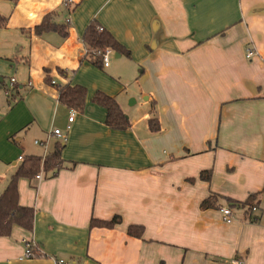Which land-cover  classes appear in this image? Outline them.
<instances>
[{
  "label": "crops",
  "instance_id": "obj_1",
  "mask_svg": "<svg viewBox=\"0 0 264 264\" xmlns=\"http://www.w3.org/2000/svg\"><path fill=\"white\" fill-rule=\"evenodd\" d=\"M0 14V193L19 156L60 142L66 161L52 176L18 179L33 226L0 236V264H264V191L254 222L221 196L200 205L264 185V0H0ZM45 15L66 35L37 34ZM93 20L124 49L107 66L84 58ZM67 83L85 87L82 111L58 101ZM96 91L115 98L128 129L103 123ZM53 129L61 136L46 150L34 143ZM116 214L113 227H90Z\"/></svg>",
  "mask_w": 264,
  "mask_h": 264
},
{
  "label": "trees",
  "instance_id": "obj_2",
  "mask_svg": "<svg viewBox=\"0 0 264 264\" xmlns=\"http://www.w3.org/2000/svg\"><path fill=\"white\" fill-rule=\"evenodd\" d=\"M16 2L17 0H10ZM7 17L0 14V28L6 26ZM95 20L90 21L83 32V42L89 53L84 56L91 60L94 64L102 66L99 56L90 53L94 49L111 48L116 52H123L124 49L112 35L105 29H101ZM34 31L38 33L56 31L62 36L66 35L64 25L57 24L52 21L49 15H45L42 21L34 26ZM127 53V52H126ZM8 89V88H6ZM86 89L79 84H64L58 89V101L68 108H74L77 111L84 109ZM91 101L105 110V117L103 123L112 129L125 130L130 127V122L126 115L120 109L117 101L113 96L107 95L101 91H96L91 97ZM150 129L152 131L158 130V123L156 119L149 118ZM63 145L60 142H55L52 151L45 156L42 155H26L22 157L21 163L17 166L14 173H12L7 181L6 186L0 193V236H7L10 234L11 228L17 225L25 230L31 231L33 226L34 210L30 206L21 205L18 202L17 181L21 177L28 180L35 178L36 174L41 172L45 176H52L59 169L63 168L65 160L62 158ZM73 165L72 162H69ZM211 176L210 169L202 170L199 173V178L209 181ZM264 191V185L261 190L249 193L242 201L234 200L230 197L210 194L201 201V207L208 208L216 206V196L224 198L230 207L242 208L249 221H257L259 219V211L256 206V198H258ZM255 210H252V207ZM120 222L119 215H113L110 219H93L90 220L91 226L113 227ZM143 227L141 225L130 224L127 227V234L134 237H141ZM34 253L36 251L33 249Z\"/></svg>",
  "mask_w": 264,
  "mask_h": 264
},
{
  "label": "built area",
  "instance_id": "obj_3",
  "mask_svg": "<svg viewBox=\"0 0 264 264\" xmlns=\"http://www.w3.org/2000/svg\"><path fill=\"white\" fill-rule=\"evenodd\" d=\"M102 28H99V30H101ZM112 52L113 50L111 48H105V49H94L92 50L90 53H92L93 55L95 56H99L100 59H101V63H102V66H107L108 63H109V59H110V56L112 55ZM89 53V50L85 47V50H84V54H88ZM252 54V50L250 48H247L246 49V53H245V56L246 57H249L250 55ZM15 82V78L14 77H11L9 79V83L10 84H13ZM9 93H12V90L11 89H6V94L9 95ZM74 114H75V111H71L70 112V115L68 117V121L71 122L73 117H74ZM67 128H70V125H67ZM51 136H61V133L59 131V129H53L51 131L48 132L47 134V137L45 139V141H43L42 143L38 140H35L34 143L36 144H41L44 148V150H46V145H47V140L49 139V137ZM44 156V155H43ZM19 160L22 159L21 156L18 157ZM41 177V172H39L38 174H36L35 178L36 179H39ZM221 211V215H222V220L226 223L230 222L231 219H232V216H231V208L228 207V206H222L220 207L219 209ZM252 210H255V207L253 206L252 207ZM35 253L33 251V246L32 244H26V249H25V256L26 257H31L33 256ZM235 264H240L239 260L236 258L234 260H232ZM61 263V261H60Z\"/></svg>",
  "mask_w": 264,
  "mask_h": 264
},
{
  "label": "rangeland",
  "instance_id": "obj_4",
  "mask_svg": "<svg viewBox=\"0 0 264 264\" xmlns=\"http://www.w3.org/2000/svg\"><path fill=\"white\" fill-rule=\"evenodd\" d=\"M112 59H113V58H112ZM110 60H111V59H110ZM123 74H124V75H129V74H128V71H127V73L123 72Z\"/></svg>",
  "mask_w": 264,
  "mask_h": 264
},
{
  "label": "water",
  "instance_id": "obj_5",
  "mask_svg": "<svg viewBox=\"0 0 264 264\" xmlns=\"http://www.w3.org/2000/svg\"><path fill=\"white\" fill-rule=\"evenodd\" d=\"M115 55H116V56H118V54H117V53H116Z\"/></svg>",
  "mask_w": 264,
  "mask_h": 264
}]
</instances>
